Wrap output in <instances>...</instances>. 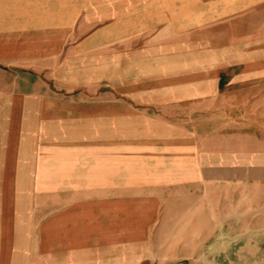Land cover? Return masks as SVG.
Segmentation results:
<instances>
[{
    "label": "crops",
    "instance_id": "obj_1",
    "mask_svg": "<svg viewBox=\"0 0 264 264\" xmlns=\"http://www.w3.org/2000/svg\"><path fill=\"white\" fill-rule=\"evenodd\" d=\"M257 218L264 0H0V264H264Z\"/></svg>",
    "mask_w": 264,
    "mask_h": 264
},
{
    "label": "rangeland",
    "instance_id": "obj_2",
    "mask_svg": "<svg viewBox=\"0 0 264 264\" xmlns=\"http://www.w3.org/2000/svg\"><path fill=\"white\" fill-rule=\"evenodd\" d=\"M235 226H236L237 229L238 228L240 229V232H241L242 236H244L246 233H248L250 231L251 232H257V233L264 232V223H262L259 220V218H257V222L256 223H253V224H250V225H247V224H243L242 223L240 225H235ZM253 228H255L256 230L253 229ZM255 243H258V244H260V243L262 244L263 243V246H264V241L261 240L260 238H258L255 241ZM242 244H243V242H242ZM241 258H242V260H241L242 263L248 261V256H242Z\"/></svg>",
    "mask_w": 264,
    "mask_h": 264
}]
</instances>
